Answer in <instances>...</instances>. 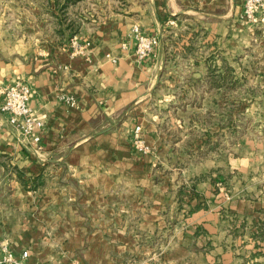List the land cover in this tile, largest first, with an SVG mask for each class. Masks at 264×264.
<instances>
[{
  "label": "crops",
  "instance_id": "0c3cea01",
  "mask_svg": "<svg viewBox=\"0 0 264 264\" xmlns=\"http://www.w3.org/2000/svg\"><path fill=\"white\" fill-rule=\"evenodd\" d=\"M120 1L78 30L57 14L52 24L38 16L36 25L0 27V85L28 82L31 108L44 122L37 143L0 112V253L27 251L39 264L134 262L142 239L152 238L151 221L141 220L152 212V153L136 151V126L151 149L152 142L170 148L171 158L178 144L217 148L215 106L227 84L230 94L244 81L250 99L264 101L263 13L246 20L244 0ZM136 24L159 38L143 62L135 55ZM74 35L92 42L88 56L73 53ZM254 117L252 131L264 133V110ZM253 163L241 168L236 157L217 155L190 174L200 180L197 204L181 239L206 264H264V158L260 170ZM224 165L237 178L235 192L204 178Z\"/></svg>",
  "mask_w": 264,
  "mask_h": 264
},
{
  "label": "rangeland",
  "instance_id": "374dc122",
  "mask_svg": "<svg viewBox=\"0 0 264 264\" xmlns=\"http://www.w3.org/2000/svg\"><path fill=\"white\" fill-rule=\"evenodd\" d=\"M121 4L123 2L120 0H0V27L4 25L7 28L19 27V21L27 19L31 24H35L34 20L38 16L48 19L47 23L52 24L51 19L57 14L59 21L63 23L70 21L72 30H78L82 22L98 20V16L102 15V12L115 10ZM67 25L69 28V24ZM229 87L227 84L224 89L222 88L220 101L215 106L220 111V116L215 117V125H218L220 129L219 136L216 137L217 148H205L197 151L189 147V144L184 143V146L178 144V147H175V152L172 150L173 154H170V158L168 157L170 148H158L155 147L157 146L155 142H152L150 150L152 153V212L151 214H141L142 221H151L152 238L149 241L142 239L139 256L135 257L134 262L131 258L127 260L129 257H125L124 262H117V264L207 263L201 253L196 252L194 247L190 248L189 245H184L181 239V231L185 229L183 222L186 221V218H189L188 221H190L191 210L197 204L194 197L197 192L193 186H197L200 180H197L198 177L191 179L190 174L196 172L193 169L197 162L214 159L217 155L221 160L236 157V165L241 168L245 167L246 159L253 158V167L259 170L261 169L260 162L264 158V152L261 153V150L264 149L261 148L264 146V133L253 132L250 127L255 120H258L254 117L256 111L264 110V101L260 103V101L250 99L251 86L246 85L244 81L232 85L230 94ZM252 92L260 93L256 88ZM205 122L211 124V118H206ZM163 134L164 132L156 134L158 141L162 142L165 136ZM198 135L194 134L190 138H197ZM167 138L173 141L175 137ZM177 158H181V163ZM186 158L189 160L188 162L185 161ZM255 161L259 165L255 166ZM192 162H194L193 165ZM222 168L220 170L222 173L216 172L214 177L210 173H206L204 178L211 176L215 181L216 189L220 187L225 189L224 191L235 192L234 183L237 178H232L234 174L231 176L228 174V165H224ZM241 180L244 184V178ZM210 199V197H206L202 200V207H206L207 200ZM107 263L112 264L111 262Z\"/></svg>",
  "mask_w": 264,
  "mask_h": 264
},
{
  "label": "built area",
  "instance_id": "2783aa9c",
  "mask_svg": "<svg viewBox=\"0 0 264 264\" xmlns=\"http://www.w3.org/2000/svg\"><path fill=\"white\" fill-rule=\"evenodd\" d=\"M260 13L264 14V0H244L243 16L246 20L255 22ZM132 36L135 42V55L139 62L149 60L155 55L159 46L157 36L144 31L138 24L133 26ZM91 45L92 42L89 40L81 42L77 35L71 38L73 53L88 56ZM61 99L68 104L75 103L74 98L66 94L61 95ZM31 101L32 89L28 82L19 80L9 85H0V112L6 116L8 122L19 134L39 143L41 135L38 132L42 129L44 122L35 117ZM132 140L136 151L142 154L150 153L151 147L142 136L141 126H136L134 129ZM28 258L27 251L16 256L13 251L4 247L0 253V264H37L30 262Z\"/></svg>",
  "mask_w": 264,
  "mask_h": 264
},
{
  "label": "trees",
  "instance_id": "16d2710c",
  "mask_svg": "<svg viewBox=\"0 0 264 264\" xmlns=\"http://www.w3.org/2000/svg\"><path fill=\"white\" fill-rule=\"evenodd\" d=\"M197 208V207H196ZM194 209L191 210V212L193 211Z\"/></svg>",
  "mask_w": 264,
  "mask_h": 264
}]
</instances>
